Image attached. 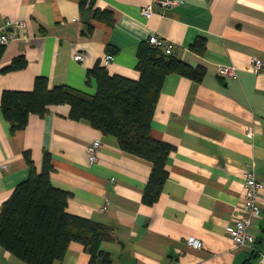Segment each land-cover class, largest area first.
<instances>
[{
    "label": "crops",
    "instance_id": "crops-1",
    "mask_svg": "<svg viewBox=\"0 0 264 264\" xmlns=\"http://www.w3.org/2000/svg\"><path fill=\"white\" fill-rule=\"evenodd\" d=\"M169 10L141 16L148 0H0V26L20 20L19 39L0 58V103L4 91H30L37 77L50 88L68 86L94 94L88 73L101 66L137 80L140 47L150 36L172 42L175 57L192 68H205L201 82L166 77L149 136L174 148L169 177L158 200L142 202L152 165L123 152L117 140L83 121L68 119L67 106L31 115L27 127L12 132L0 113V209L29 176L24 154L36 171L50 156L53 186L69 194L67 212L103 226L100 249L109 264H264V190L261 215L252 220L251 248H238L227 229L242 213L247 168L254 165L264 185V69L254 73L251 58L264 64V0H173ZM94 10L111 14L108 25ZM203 41V53L192 46ZM82 55L75 62L73 56ZM23 57L25 68L6 71ZM221 66L237 69V79L218 75ZM99 141L97 161L88 163L87 146ZM194 237L201 249L187 246ZM89 254L71 243L61 262L88 264ZM0 264H25L0 247Z\"/></svg>",
    "mask_w": 264,
    "mask_h": 264
},
{
    "label": "trees",
    "instance_id": "trees-1",
    "mask_svg": "<svg viewBox=\"0 0 264 264\" xmlns=\"http://www.w3.org/2000/svg\"><path fill=\"white\" fill-rule=\"evenodd\" d=\"M95 0H81L82 7L93 8ZM94 17L108 25L111 14L94 10ZM192 49L203 53L199 40ZM5 50L0 46V58ZM23 57L14 59L6 71L25 68ZM133 80L109 75L95 67L88 79L96 83L90 95L68 86L49 87L46 78L37 77L30 91H4L0 113L11 131H22L29 117H44L50 107L67 106L68 119L83 121L104 135L114 137L120 149L151 163L152 169L142 202L153 205L169 177L167 160L174 148L149 136L151 122L167 76L177 74L201 82L204 67L192 68L175 55L142 45L137 54ZM29 176L19 183L0 209V247L25 264H55L65 257L71 243H79L89 254L88 264H109V255L100 249L104 228L88 219L67 212L69 194L51 182L50 156L44 154L41 172H37L30 154H24Z\"/></svg>",
    "mask_w": 264,
    "mask_h": 264
},
{
    "label": "built area",
    "instance_id": "built-area-1",
    "mask_svg": "<svg viewBox=\"0 0 264 264\" xmlns=\"http://www.w3.org/2000/svg\"><path fill=\"white\" fill-rule=\"evenodd\" d=\"M176 2L173 0H148V3L141 9V16L149 18L156 11L164 12L174 7ZM25 28V23L20 20L8 21L0 26V46H7L12 41L19 39V31ZM147 44L155 49L160 50L166 56H173L175 53V46L172 42L159 38L158 36H150L147 39ZM75 62L82 61L81 54L73 56ZM114 57L111 53H105L101 58V67L107 68L113 62ZM251 70L258 74L263 71L264 64L258 58H251L249 60ZM218 75L224 79H237V69L233 66H221L218 68ZM101 148L99 141L91 142L87 148L86 153L88 163L93 164L97 161V154ZM264 190V185L257 181L254 172V165L251 164L245 172V181L243 186V205L242 213L238 216L234 225L227 229V234L233 244L238 248H251L255 243V236L250 231L252 220L257 219L261 215V208L258 203V197L261 191ZM188 247L193 249H201L202 243L194 238L189 237L186 240ZM264 258V257H262Z\"/></svg>",
    "mask_w": 264,
    "mask_h": 264
}]
</instances>
